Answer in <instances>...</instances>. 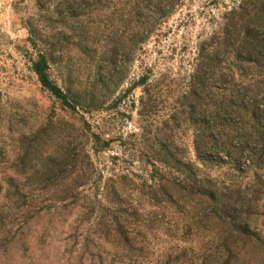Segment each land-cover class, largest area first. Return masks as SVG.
<instances>
[{"label": "rangeland", "instance_id": "374dc122", "mask_svg": "<svg viewBox=\"0 0 264 264\" xmlns=\"http://www.w3.org/2000/svg\"><path fill=\"white\" fill-rule=\"evenodd\" d=\"M245 1L176 0L134 49L128 0L79 4V17L67 23L75 33L56 21L58 0H0V264H164L170 247L180 245L174 228L169 236L162 229L141 230V255H118L110 225L116 209L107 200L115 186L122 208H130L139 194L146 197L150 176L177 177L164 172L158 159L190 161L218 183L253 186L258 191L253 220L264 231V163H253L262 144L248 145L252 150L244 152L238 168L215 159L202 168L194 145L236 144L239 117L219 120L212 129L211 121L202 122L211 111L209 96L200 106L184 98L199 46ZM57 33L67 38L56 49L69 54L74 93L89 98L93 92L91 105H63L33 71L44 44H55L50 38ZM83 40H94L90 46L99 52L94 63L79 53ZM111 49L113 66L105 59L97 79L94 64ZM58 67L50 65L48 77L64 91ZM235 80L254 95L253 79ZM187 104L196 111L189 114ZM241 114L240 134L248 136L245 124L251 123ZM159 144L168 147L169 158ZM154 163L161 171L153 170ZM140 212L142 219L145 211ZM187 243L191 246H181L197 249L195 241Z\"/></svg>", "mask_w": 264, "mask_h": 264}, {"label": "trees", "instance_id": "16d2710c", "mask_svg": "<svg viewBox=\"0 0 264 264\" xmlns=\"http://www.w3.org/2000/svg\"><path fill=\"white\" fill-rule=\"evenodd\" d=\"M58 1L60 7H54L53 10L56 21L63 28L74 32L67 23L79 17L80 14L75 7L89 1L97 3L99 0ZM128 1L132 5L130 15L133 28L130 42L135 49L146 39L152 25L173 10L176 0ZM30 34L36 42H41L32 32ZM50 39L53 42L55 40V44L45 43L38 60L33 64V71L38 76L41 86L67 107L91 105L93 92L89 94L91 95L89 98L74 93V82H72L74 74L71 70L69 54L56 49V45L67 41L66 35L57 33ZM83 41L85 48L79 46V53L94 63L99 53L96 48L90 46L93 45L94 40L92 43ZM115 54V49L107 50L102 54L107 58L102 57L100 63L94 64L97 79L102 78L101 74L106 67L102 63L106 62L105 59L107 65L113 66ZM195 63L188 92L184 98L199 103L209 96L211 111L209 110V116L203 115L202 122L211 121L212 129L219 126V120H228L232 115L238 116L235 123L237 130L234 133L236 138L240 139L236 144H228V148L227 145L219 144H211V147H208L209 144L207 146L195 144L197 163L202 168H206L215 159L214 161L218 163H230L238 168L239 159L245 155L244 152L252 150L248 145L260 143L262 145L256 150L254 155L256 160L253 163L263 164L264 0H247L236 10L228 13L219 32L210 37L207 43L199 46ZM50 65L59 66L65 85L64 91L49 80ZM235 76L253 79L256 87L254 95H252L253 91L242 83L236 84ZM143 92L145 97L148 96L149 88L143 89ZM248 95L255 98L252 99ZM186 107L189 109V114L196 111V107L191 104H187ZM241 110L246 116L248 115L251 123L245 124V127L251 129L248 136L240 134L245 118ZM167 148L159 144V152L163 157L169 158L171 154ZM159 152L156 153L157 156ZM219 154L226 157V160L223 161L217 156ZM157 161L164 172H175L177 177L169 176V172H166L167 177L150 176L146 197L144 198L145 194H139L132 200L134 207L122 208L123 204L119 201L120 192L115 186H111V192H107L108 203L116 209L110 225L118 240L116 243L118 255L122 254L129 258L141 255L145 247V244L141 245L143 240L139 241V237L142 236L141 230L162 229L166 230L165 235L169 236L173 227L174 232L181 237L180 245L170 247V255L166 256L168 259L164 264H264V231L258 230L253 220L258 201V191L252 190L253 186L242 189L241 185L218 183L198 168L196 163L190 161L172 159V164L166 160ZM158 163L153 164L154 171H161L156 168ZM140 211H145L142 219ZM168 216L171 217L170 220ZM194 241L197 249L189 248L191 245L187 242ZM185 244L189 247L181 246Z\"/></svg>", "mask_w": 264, "mask_h": 264}]
</instances>
